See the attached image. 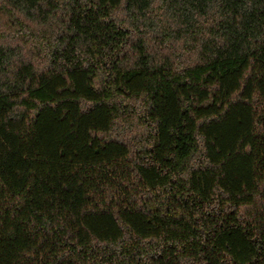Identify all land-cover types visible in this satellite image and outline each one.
<instances>
[{
    "label": "trees",
    "instance_id": "1",
    "mask_svg": "<svg viewBox=\"0 0 264 264\" xmlns=\"http://www.w3.org/2000/svg\"><path fill=\"white\" fill-rule=\"evenodd\" d=\"M0 264H264V0H0Z\"/></svg>",
    "mask_w": 264,
    "mask_h": 264
}]
</instances>
